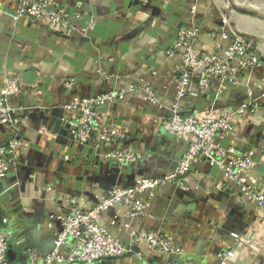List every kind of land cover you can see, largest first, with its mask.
<instances>
[{
  "label": "crops",
  "instance_id": "1",
  "mask_svg": "<svg viewBox=\"0 0 264 264\" xmlns=\"http://www.w3.org/2000/svg\"><path fill=\"white\" fill-rule=\"evenodd\" d=\"M55 1L70 12L69 24L75 27L72 31L57 34L45 23L28 17L16 22L11 14L17 1L0 0V85L5 74H22L28 82L37 81L48 92L45 95L34 91L24 83L19 157L15 169L0 179V228L7 216L15 231L8 246L11 264H27L30 252L47 250L60 227L58 217L65 211L58 209L60 198L73 195L93 204L108 187L130 186L137 176H160L173 171L185 150L184 141L170 137L160 125L159 117L166 115L167 109L147 103L139 92L107 105L109 121L124 132V137L101 147L95 140L87 144L75 141L69 127L77 115L63 109L72 93L94 95L140 80H148L158 98L170 103L175 93V85L167 75L172 61L160 49L173 40L166 23L178 27L188 19L187 11L178 9L182 0ZM217 2L227 12L230 28L264 54V0ZM198 5V47H211L210 34L221 32L222 26L214 6L207 5L206 0H198ZM90 17L95 27L82 36L77 27ZM98 69L106 77L97 73ZM68 77L79 82L70 90L63 85ZM261 77L264 65L254 69L240 87H226L217 96L212 90L204 98L185 99L182 103L190 111L212 109L218 113L226 105L247 100L245 86L254 85L259 109L237 118L229 136L221 142L231 144L235 151L244 144L261 149L264 96L257 85ZM40 125L46 126L49 133L40 134ZM8 132L7 127L0 131V141ZM103 149H140L150 155L121 170L119 164L102 155ZM258 160L256 174L264 191V155ZM185 182L187 190L161 186L149 200L144 216L116 218L113 209L102 215L103 223L124 242L129 229L174 234L181 244L180 264H264V207L225 182L218 168L203 158ZM51 215L52 227L47 225ZM228 251L231 256L224 260L223 254ZM147 259L158 264L168 261L159 252L147 255ZM98 264L141 261L130 254L103 258Z\"/></svg>",
  "mask_w": 264,
  "mask_h": 264
},
{
  "label": "built area",
  "instance_id": "2",
  "mask_svg": "<svg viewBox=\"0 0 264 264\" xmlns=\"http://www.w3.org/2000/svg\"><path fill=\"white\" fill-rule=\"evenodd\" d=\"M16 1L17 7L11 14L16 22L28 17L45 23L57 34L75 29L69 24L70 12L55 0ZM206 4L214 6L222 26L221 32L210 34L213 42L211 47H198V0H182L178 7L179 10L187 11L188 19L184 25L175 27L169 21L166 23V31L172 33L173 40L160 50L172 61L167 75L169 82L175 85V93L170 103L158 98L148 80H140L128 87L116 86L94 95L72 93L69 101L63 105V109L77 115L75 123L69 127L71 137L82 144L95 140L101 147L124 137V132L109 121L107 105L123 101L127 94L139 92L147 103L167 109L168 113L159 117L162 129L170 137L184 141L185 150L178 157L175 169L160 176H137L130 186H111L97 202L90 205L73 195L60 198L58 209L65 211L58 217L60 227L54 234L53 247L46 255L30 252L27 264H98L100 259L121 257L127 252H132L141 264H158L147 259V255L156 252L168 259L164 264H180L178 256L182 249L174 234L129 229L128 240L124 242L103 223L102 215L114 209L116 218L136 219L144 216L149 200L161 186L171 185L187 190L186 177L202 158L218 168L225 182L238 187L250 195L257 205L264 207V191L256 174L258 159L259 156L263 157L264 148L244 144L235 151L231 144L221 142L229 136L237 118L259 109L260 100L254 97V85L245 86L247 100L239 105H226L218 113L212 109L208 112L190 111L182 103L185 99L204 98L212 90L217 96L226 87H240L254 69L264 65V54L251 41L230 28L227 12L217 0H206ZM85 21L81 27H77L82 36L88 35L95 27L92 17ZM96 72L106 77L103 70L98 69ZM151 73L155 75L154 70ZM27 78L22 74H5L0 85V131L9 128L5 140L0 141V179L15 169L19 157L21 142L18 125L25 110L20 101L24 83H28L34 91L39 90L45 95L48 93L45 90L47 88L37 81L28 82ZM77 84L79 82L74 77L63 81L67 90ZM257 85L262 88L264 96V77ZM208 101L211 102V99ZM38 131L40 134L49 133L44 125H40ZM102 155L125 170L150 154L140 149H103ZM64 159L67 161L69 157L64 156ZM53 218L51 215L50 221H47L50 227L53 226ZM12 222L7 216L2 219L0 264H11L7 251L15 233ZM230 256L231 252L228 251L223 254V259L227 260Z\"/></svg>",
  "mask_w": 264,
  "mask_h": 264
},
{
  "label": "water",
  "instance_id": "3",
  "mask_svg": "<svg viewBox=\"0 0 264 264\" xmlns=\"http://www.w3.org/2000/svg\"><path fill=\"white\" fill-rule=\"evenodd\" d=\"M109 188H111V187H108L107 189H109ZM52 247H53V239H52L49 247L47 248V250L43 251L41 254L42 255H46L47 253H49V251L52 249ZM7 254H8L9 259L11 260V255H10L9 250L7 251ZM130 254H132V252H127V253H124L121 257H124L126 255H130ZM105 258H107V259H114V258H117V257L109 256V257H105Z\"/></svg>",
  "mask_w": 264,
  "mask_h": 264
},
{
  "label": "trees",
  "instance_id": "4",
  "mask_svg": "<svg viewBox=\"0 0 264 264\" xmlns=\"http://www.w3.org/2000/svg\"><path fill=\"white\" fill-rule=\"evenodd\" d=\"M80 264H82V263H80Z\"/></svg>",
  "mask_w": 264,
  "mask_h": 264
}]
</instances>
